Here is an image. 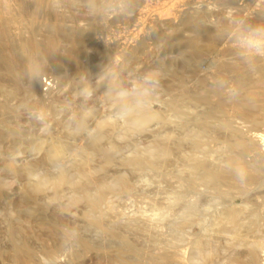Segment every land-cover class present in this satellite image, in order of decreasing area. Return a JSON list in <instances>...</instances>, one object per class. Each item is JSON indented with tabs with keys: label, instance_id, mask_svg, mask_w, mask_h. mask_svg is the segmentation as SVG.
Wrapping results in <instances>:
<instances>
[{
	"label": "bare ground",
	"instance_id": "6f19581e",
	"mask_svg": "<svg viewBox=\"0 0 264 264\" xmlns=\"http://www.w3.org/2000/svg\"><path fill=\"white\" fill-rule=\"evenodd\" d=\"M47 3L48 0H0V46H3L1 50H5L0 54V94L4 96V99H0L2 113L12 108L8 104L9 99L26 93L39 98L45 106L60 100V89L52 94L44 91H50L56 85L51 77H44L43 83L39 80L37 69L40 62L34 57L36 53L56 57L59 54L62 57L60 51L66 46L67 50L73 47V55L80 56L76 54L78 49L75 50L74 47L79 45L81 38L84 39L79 36L81 32H77L80 33L78 35L70 29L69 48L68 44H62L56 37L58 25L52 31H49L51 28H41L37 34L23 29L26 20L31 25L37 22ZM48 9L49 15H59L57 7L50 5ZM150 13L149 9L143 8L139 14L146 17ZM151 14L154 15L152 24L171 23L176 28L186 29L187 49L184 50V46L176 55L171 87L174 90V100L171 101L172 104L168 100L173 114L170 115L171 110L167 112V109L164 111L161 107L154 108L152 104L144 106L146 104L142 105L140 100L127 101L129 105L122 101V106L125 103L128 105V122L135 126L145 125L146 128L148 123L151 126L150 121L155 118L163 120L167 125L172 123L168 126H172L171 128L157 129L167 134L174 133L175 136V141L172 137L173 144L163 143L158 146L161 147L158 156L161 154L162 158L168 159L167 156L172 155L170 158L180 160L178 165L183 170L181 178H177L181 179L180 182L176 180L180 187L187 185L193 188L202 184L208 190L214 188V192L217 188L224 193H234V189L240 184L259 181L263 175L260 162H264V0H169L162 10ZM42 17L41 15L40 18ZM142 17L139 26L136 25L137 28L133 31L132 38H135V42L142 32L146 33L144 31L148 22L146 25ZM79 23L76 24L86 26L85 23ZM21 24H24L22 29L19 28ZM167 26L170 27L168 24ZM181 29L179 30L183 32ZM131 33L132 31L122 35L127 48L137 47V44L132 46L129 40ZM14 37L18 39L19 48L28 55L26 63L22 62L21 55L15 50V44L12 43ZM165 112L170 113L169 116ZM221 115L223 119L219 118ZM5 123L6 119L0 117V129H6ZM103 123L106 124V121ZM113 126L119 129L114 122ZM202 133H207L205 135L214 139L222 137L229 144L227 147L230 148V153H225L226 157L212 156V160L208 159L207 154H204L205 145L201 149ZM246 153H252L253 159L243 161L242 157ZM136 154L138 155L137 152ZM153 156L158 157L156 154ZM158 159L161 161V157ZM74 163L76 162L72 163V168L76 169L73 172L79 178L94 169L91 164L90 167L85 166L86 162L79 164V167L77 164L81 162L77 161L75 167ZM160 164L161 162L158 165ZM162 164L160 167L163 168ZM262 165L263 168L264 163ZM72 168L69 169L72 171ZM67 170H61L56 176L43 175L41 181L29 187L28 191L24 187H18L16 191L10 187L7 194L0 195V264H137L136 261L142 254L151 253L148 251L150 247L146 245L149 241L152 242L151 245L153 242H164L154 253L161 259L159 261H163L162 264H264V235L258 229H254L259 232L257 236L247 243L249 249L244 259L243 252L238 253L236 250L237 252L231 253V249L230 252L224 249L225 253H231L229 256L227 254L223 259L217 258V247L212 246L213 241L227 232L234 233L236 241H243L247 233L252 231L253 222L247 225L246 234L240 231L242 226L237 213L245 208L243 205L228 207L225 202H219L215 205L216 209L203 213L197 202H207L208 197H204L206 201L198 200L197 194L203 196L207 191L203 193L197 190V200L193 201L185 197L187 193L183 195L188 201L181 195L178 198L173 195L175 203V200H171V193L168 201L161 204L162 208L166 210L165 213L176 208L172 211L174 214L169 212V216L175 215L177 208H180L182 215L181 220L178 216L179 221H175L177 216L175 219L172 217L174 221L167 227L173 225V229L170 227L172 231L167 233L164 230L166 225L156 220L157 214L156 218L155 215H144V207L137 201L133 203L137 206L134 211L125 212L116 204L118 200L109 197L110 193L133 194L135 187L124 176L113 184H98V188H95L89 183L71 180ZM65 185L73 192H66ZM223 187L226 189H222ZM47 188L58 191L53 195L41 196L39 192ZM20 190L22 192L18 194L17 191ZM181 191L184 193L187 190H180L178 193ZM176 204L181 207H176ZM184 230L188 234L183 236L185 246H189L181 248L178 246L180 243H176ZM233 243L230 240L228 244L232 247ZM181 244L184 246V243Z\"/></svg>",
	"mask_w": 264,
	"mask_h": 264
},
{
	"label": "rangeland",
	"instance_id": "374dc122",
	"mask_svg": "<svg viewBox=\"0 0 264 264\" xmlns=\"http://www.w3.org/2000/svg\"><path fill=\"white\" fill-rule=\"evenodd\" d=\"M168 1L169 0H48L46 4L48 8L50 5L57 7V9L60 10H58L59 15H49V9L45 5L46 8L43 7L40 12V17L41 15L43 17H39V20L37 19L34 25H31L28 20L25 21L26 23H24L25 25L23 24L24 26L21 24L19 27L18 25L19 28L23 26L24 28H22L25 29V31L31 30V32L35 34L46 28L48 30L51 28L49 31H52V29L58 25L57 27L60 29L58 31L56 27V37L65 45L69 43L68 39L70 38L71 30L72 33L74 31V33L76 32L75 34L78 35L80 33L77 32H81L79 36L84 37V39L81 38L79 45L74 47V49H78L76 54L80 56L73 55V47L70 48L71 46H69V44V51L67 50L68 47L65 49L66 46L63 47L64 52L63 48L61 49L60 54L62 53V57L59 54L57 57L44 56V54L41 53H38V55L36 53L34 55L37 61L39 59L38 63L40 62L37 70H39V80L41 83H43L44 77H51L54 80L53 83L56 85H54V89L52 88L50 91L44 90V85H42V89L45 92H49V94L60 89V92H63H61L60 100L45 106L39 98L26 93L9 99L8 104L12 106L11 109L8 108L3 113L0 110V117H4L7 122L5 123L6 129H0V195L7 194L10 187L14 188V191H16L15 189L18 187H24V189L28 191L29 187L41 181L43 175H48L49 177L56 176L61 170L67 168V171L70 172L69 177L71 180L89 183V185L95 188H98L100 184H113L117 182L121 176H124L125 179L129 180L130 183L134 185L135 191L133 194L119 195L120 193H110L109 197L113 200H118L116 204L119 205L120 210L125 212L134 211L137 206L133 203L137 201L139 205L144 207H142L143 211H145L144 215L147 214L148 217L150 215H155L154 218H156L157 214L156 220L158 222L161 221L160 223L164 226L166 225L165 227L173 223L174 220L172 217L175 219L177 216L175 221H179L182 215L180 208H177V213L175 211V215H173V212L176 208L173 207V212L169 209V212H172L173 216H169V212H164L165 209L162 208L161 204L166 200L168 201L171 193L172 198L174 197L173 195H175L176 198L181 195L183 198L186 197L192 201L197 200V196L198 200L202 199L206 201L208 199L207 202H197L199 203L197 205L202 209L200 210L203 213L211 212L216 209L215 205L219 202H225L224 204L228 207L234 204L239 206L243 205L245 208L237 213L239 222L242 226L240 231L246 234L247 225L252 222L254 223H252V231L248 232L244 238L246 242L237 239L239 241V243H237L238 241L234 238V233L227 232L218 240L213 241L212 246L217 247L218 251L216 254L219 255H216L217 258L227 257V254L229 256L233 251L237 250L239 251L238 253L243 252L242 254L245 255V257H243L244 259L249 249V244L247 243L253 240L259 232L264 235V167L262 168L264 162H260L263 172L260 180L251 184H240L234 189L236 190L234 193H224L217 188L216 193L214 192V188H209L208 190L206 186H201L202 184L193 186V188L187 185L180 187L179 182L183 170L182 167L179 166L180 160L177 159L176 161H179L177 163L174 160L176 158H170L172 155L167 156L168 159H164V156V158H162V156H160L161 154L158 156L160 152L159 149L161 148L158 146L163 143L173 144L175 141L174 133H172L173 136L171 133H168V136L167 133L162 132L165 127L172 125V123L167 125L163 120L155 118L152 122L150 121L151 126H149L148 123V125L146 124L147 128L145 125L144 128L143 126H135L128 122L130 120V114H128L127 111V106L130 104L128 102H133L134 100H140L142 105H144V103L146 104L144 106L152 104L154 108L161 107L164 111L167 109V112L171 110V114L167 112H165V114H173V110L168 106V103L170 102V104H172V100H174L172 99L174 90L171 88L173 72L175 70L174 65H176L177 52L183 50L184 46V50L187 49L185 39L188 31L179 27L176 28V25L171 23V25L169 23L156 24L157 22H153L152 24L154 15L151 13L162 10L165 2ZM247 1L250 2L251 0ZM143 8L151 11L146 17H142L139 14L140 10ZM50 16L52 18H50ZM55 16H58V18L60 17V19ZM141 17L143 20L145 19L146 25L148 22V28L146 26L148 30L145 29L144 32L146 33L142 32L135 42V38H132V36H134L133 31L137 28L136 25L139 26ZM53 21L57 23L54 22V24L52 23ZM76 23H85L86 26L81 27ZM167 24L170 27H168ZM74 25H76L77 29ZM178 28L183 30V32ZM131 31L132 33L130 34L131 37L129 36V40L132 46L137 44V47L130 46L131 48H127L123 43L122 35L129 34ZM143 36L144 38H142ZM17 41V38H12V43L13 45L15 44L16 52L21 55L22 62L26 63L28 55L19 48ZM263 41L264 39L262 42ZM263 45L264 44H262V46ZM1 47L3 46H0V54H3L5 50L4 48L1 50ZM263 50L264 48L262 51ZM72 56H75V58ZM56 87L57 89H55ZM0 96L1 100L4 99L2 94H0ZM122 101H128V105L126 106L127 103H125V106H122L124 105ZM160 103H162V105ZM126 113L128 115H126ZM219 118L223 119L224 117L221 115ZM102 120L104 122L106 121V124L103 123ZM110 120L112 121L108 123ZM100 121L103 124H101ZM113 122L114 125L119 126V129L113 126ZM171 127L172 126L168 128ZM157 129L163 130H158V133ZM205 134L207 133L200 134L203 139L201 149L203 150L204 147L206 149L207 145V149H204V152L206 151L204 154H207L206 156L208 159L212 160L215 157H226L225 153H227V155L230 153V148L227 147L229 144L222 137L220 139H214ZM208 138L210 139L208 140ZM209 147L211 149H209ZM212 147L215 151H213ZM154 154L161 157V161L158 157H154ZM218 154H221V156ZM251 156H253L252 153H246L243 155L242 159L246 162L253 159ZM173 157H175L174 154ZM170 160L172 162H170ZM77 161L81 163L77 164ZM153 161L155 162L154 164ZM159 161L161 164L163 162V168L160 167L161 164L158 165L160 163ZM73 162H76L74 163V167L75 164L79 167V164L86 162L85 166L90 167L89 164H91L94 169L90 168L92 170L91 172H88L86 176L81 175L82 177L80 176L79 178L78 175L73 172L75 171L74 169H76V167L72 168ZM13 163L15 166H11ZM165 166L168 167L166 168ZM70 167L73 169L72 171L69 169ZM165 174H167V176ZM178 177L180 178L177 179ZM176 180L179 181V184ZM169 183L171 185H168ZM66 185L64 186V190L72 193V189L67 188ZM175 188L178 191H176ZM187 188H189V191ZM222 189H226V187ZM56 190L57 189L54 188H47L46 190L40 191L39 194L41 196L53 195ZM180 190L187 191L184 193L181 191V194L178 193ZM197 190L203 193L205 191L207 192L206 194L204 193L203 196L198 194L195 196V193L198 192ZM173 191H176L175 194H173ZM17 192L19 194L22 191L20 190ZM183 194L186 196L184 197ZM221 194L226 196L223 197ZM204 197L208 198L206 199ZM171 200H175V198ZM175 202L176 200L174 203ZM178 206L181 207V205H177L176 207ZM163 213L171 218L169 219V217L166 218V216H162L164 215ZM164 217L165 221H163ZM165 227L164 230L168 231L167 233L172 231L170 230L171 228L173 229V225L170 226L171 228L167 227L165 229ZM254 229H258L259 232ZM187 235V231L185 232L184 230V233L182 231L181 236H179L180 239L177 240L176 244L178 245L179 242L180 244L178 246L181 248L188 245L186 243L187 245L185 246L186 241H184L185 239L183 237ZM230 240L234 242L232 247L228 244ZM150 242L151 241H149V243ZM149 243L147 242L146 245L150 247L148 251H151V253L142 254L138 259L139 261L137 260L136 263L162 264L163 261H159L161 259L157 258L158 255L154 253L158 251L160 245L164 242H161V244L153 242V245H151L152 242ZM181 243H184V246H182ZM154 246L157 247V249ZM224 249L225 251H232L229 254V252L225 253ZM150 260L152 262H150Z\"/></svg>",
	"mask_w": 264,
	"mask_h": 264
}]
</instances>
